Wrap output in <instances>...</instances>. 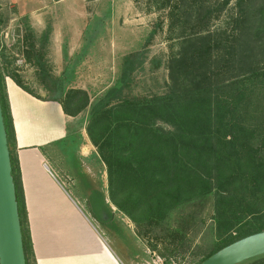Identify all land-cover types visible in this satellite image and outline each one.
I'll list each match as a JSON object with an SVG mask.
<instances>
[{
    "label": "trees",
    "instance_id": "obj_1",
    "mask_svg": "<svg viewBox=\"0 0 264 264\" xmlns=\"http://www.w3.org/2000/svg\"><path fill=\"white\" fill-rule=\"evenodd\" d=\"M229 1L150 0L157 10H165L172 42L166 91L132 93L129 76L136 58L130 53L123 58L120 82L95 102L81 88L46 99L72 117L90 107L85 132L105 165L111 204L130 219L151 251L176 264H199L222 247L264 230V47L258 58L259 48L241 47L251 19L259 21L253 35L264 39V0L255 15L253 0H234V13L219 19ZM3 22L0 15V26ZM161 24L163 20L157 22ZM177 41L191 47H174ZM21 57L42 67L32 44ZM16 60L11 51L0 52V104L25 261L37 264L6 78L41 97L25 86ZM210 196L213 240L200 251L195 239L207 224L202 212ZM187 254V263L178 260ZM240 264H264V255Z\"/></svg>",
    "mask_w": 264,
    "mask_h": 264
},
{
    "label": "rangeland",
    "instance_id": "obj_2",
    "mask_svg": "<svg viewBox=\"0 0 264 264\" xmlns=\"http://www.w3.org/2000/svg\"><path fill=\"white\" fill-rule=\"evenodd\" d=\"M233 3L230 0L224 6L219 19L234 13ZM260 3L253 0L252 15ZM157 8L150 0H0L4 21L0 26V52L11 51L17 56L15 66L22 81L42 99L62 96L69 88H81L95 102L120 82L123 58L130 53L136 58L129 76L132 93H162L170 80L166 63L172 42L167 37L165 10ZM159 20H163L160 27ZM258 22L250 20L241 45L259 48L255 58L260 57L264 47V39L253 35ZM152 31L155 33L151 37ZM31 44L35 54L41 55L42 67L38 61L23 62L22 50ZM174 47L191 46L177 41ZM89 109L77 116L83 119V128L71 126L72 133L41 149L50 179L45 178L43 183V202L46 206L63 207L67 202L75 205L125 264H129L130 255L140 261L148 257L144 251L147 244L108 198L105 165L85 132ZM75 120L78 122V118ZM211 214L210 196L202 212L207 224L195 239L200 251L212 245ZM148 250L154 258L165 261L156 251ZM188 259L187 254L178 260L187 263ZM166 261L176 264L172 259Z\"/></svg>",
    "mask_w": 264,
    "mask_h": 264
},
{
    "label": "crops",
    "instance_id": "obj_3",
    "mask_svg": "<svg viewBox=\"0 0 264 264\" xmlns=\"http://www.w3.org/2000/svg\"><path fill=\"white\" fill-rule=\"evenodd\" d=\"M6 89L36 263L125 264L75 205L43 202V183L50 179L41 149L72 133L71 126L83 128V119L64 114L58 102L36 98L10 78ZM144 251L147 258L130 255L129 264H174L154 258L146 246Z\"/></svg>",
    "mask_w": 264,
    "mask_h": 264
},
{
    "label": "water",
    "instance_id": "obj_4",
    "mask_svg": "<svg viewBox=\"0 0 264 264\" xmlns=\"http://www.w3.org/2000/svg\"><path fill=\"white\" fill-rule=\"evenodd\" d=\"M264 255V230L240 238L199 264H240ZM0 264H26L16 188L0 104Z\"/></svg>",
    "mask_w": 264,
    "mask_h": 264
}]
</instances>
